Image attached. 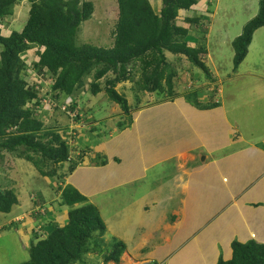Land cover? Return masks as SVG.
Listing matches in <instances>:
<instances>
[{"label": "crops", "instance_id": "crops-1", "mask_svg": "<svg viewBox=\"0 0 264 264\" xmlns=\"http://www.w3.org/2000/svg\"><path fill=\"white\" fill-rule=\"evenodd\" d=\"M218 11L219 7H216L213 17ZM194 14L199 16L197 10L192 11L191 15ZM208 30L204 39L207 51L204 60L211 77L217 82L224 79L223 83H234L227 95L222 88L224 100L221 96L219 106L200 109L187 102L183 93L165 99L160 98L157 92H145L148 104L138 114L133 112L131 126L120 131L105 130L106 137H103L101 132L98 133L100 127L93 124L89 136L81 133L75 139L78 146L75 150L90 147L92 151L87 152L72 172L66 173L63 181L75 186L99 208L107 225L104 236H114L126 243L119 264L127 262L126 256L130 263L135 259H149L162 264H217L220 257L225 260L232 258L234 240L264 243V137L258 143L256 136L251 138L252 134L246 133L250 130L249 119L261 122L262 127L259 128L264 129V39L260 48L253 50L258 32L238 69L232 72L226 69L221 73L220 66L214 64L209 67L207 62L210 57V26ZM189 43L193 47L202 44L196 39ZM171 56L174 57L173 54ZM250 60L254 66L251 71L246 69ZM210 61L214 63V60ZM206 77L209 82V77ZM180 80L183 79L180 77ZM190 80L194 81L193 88L198 89L193 73ZM242 102L249 103L247 108H243ZM121 121H117L116 125ZM82 137L84 142L80 141ZM96 139H100L98 143ZM99 155L108 159L106 164L98 163ZM19 160L16 159V162ZM48 178L51 184L54 183L53 178L57 180V176ZM170 181L174 184H169ZM128 185L149 189L146 197H150V201L159 197V202L141 208L144 205L142 200L141 205L137 204L138 200H128L127 211H114L117 218L120 216L131 228L122 236L119 235V222L110 226L112 214L105 216L103 209L107 208L100 205L110 203L108 209L112 210L114 203H123L126 199L122 197L121 201H116V198ZM48 187L45 185L43 191L34 195V203H49V216L63 224L67 221L68 211L61 209L66 206L61 204V192L52 186L56 195L46 202L44 191ZM110 193H113L112 200L103 203L105 200L100 198ZM18 199L21 206L19 196ZM137 208L147 211L148 215L158 214V223L149 221L143 231H139L140 219L135 214ZM30 213L12 209L5 214H11L15 217L13 220L25 224L30 237L34 233L31 227L39 220L33 219ZM142 252H145L144 256L133 258L130 255L137 253L136 256H139Z\"/></svg>", "mask_w": 264, "mask_h": 264}, {"label": "trees", "instance_id": "trees-1", "mask_svg": "<svg viewBox=\"0 0 264 264\" xmlns=\"http://www.w3.org/2000/svg\"><path fill=\"white\" fill-rule=\"evenodd\" d=\"M20 1L0 0V23H5ZM25 1L29 3V17L23 29H13L8 35H3L0 29V157L4 158L7 152L24 158L43 176L59 175L57 169L46 170L48 163L60 167L69 163L68 173L72 172L92 149L73 150L65 135L68 127L57 132L41 117L43 113L37 114L43 97L26 77L30 67L22 56L27 50L36 48L33 67L53 78L51 90L57 101L75 94L84 85L85 77L91 76V93L105 92L128 118L118 123L121 128L131 126L133 120L126 94L117 89L119 84L129 81L138 93L157 92L165 99L178 95L175 90L178 72L168 60L167 52L176 60L186 58L211 78L203 60L207 54L204 45L207 29L202 28L205 17L194 14L185 18L195 28L179 24L178 19L181 11L194 12L199 0H161L162 6L157 10L150 0H117L119 11L112 31V46L79 42L83 23L93 16V1ZM261 27H264V1L260 2L259 13L233 42L234 71L246 58L253 35ZM194 37H200L202 44L189 45ZM196 91V88L183 91L187 102L200 109L219 106L218 102L202 103ZM76 103L77 100L68 110L78 111L75 121L79 122L82 108H77ZM90 110L85 108L82 117ZM98 158L99 164L107 163V158L101 155ZM7 184H0L2 213H10L19 201L16 189ZM61 194V204L70 208L66 223L54 221L49 212L38 217L44 231L35 234L36 241H31L29 249L30 259L21 264H87L85 257L95 252H100L106 262L120 263L126 243L120 239L112 243L104 241L107 225L99 208L72 184H66ZM232 250L230 260L220 257L217 264H264V243L234 240Z\"/></svg>", "mask_w": 264, "mask_h": 264}, {"label": "rangeland", "instance_id": "rangeland-1", "mask_svg": "<svg viewBox=\"0 0 264 264\" xmlns=\"http://www.w3.org/2000/svg\"><path fill=\"white\" fill-rule=\"evenodd\" d=\"M83 1V0H81ZM86 1H93L95 5L93 16L85 21L81 27V30L79 32V42H88L97 46H112L113 43V37H112V31L115 26V23L118 18V2L117 0H86ZM153 7L157 10L160 9L161 0H150ZM264 0H199V3L196 8L197 13L199 16H204L206 18V22H203L205 25L202 27L203 29H209L210 26V35H209V41H210V57L208 56L207 62H209V67H213L214 64L220 66L221 73H224V71L232 72L234 70V57H235V49L233 47L234 40L240 36L243 31L245 25L254 18L258 13L260 9V2ZM160 5V7H159ZM29 3L25 0H21L17 5H15V8L13 10V13L10 16H7L5 19V23H0V29L2 31L3 35H8L11 30L16 29L18 31H21L29 17ZM216 7H219V11L215 17H213L212 13ZM191 16V12L181 11L179 14V24H183L187 27L195 28L196 25H191L188 22L185 21V18ZM210 22V24H208ZM202 28H199L201 30ZM201 32V31H200ZM209 32V30H208ZM259 32V35L255 38L256 34ZM207 33L205 34L206 37ZM199 36V34L197 35ZM208 37V36H207ZM197 41H201L200 37L195 38ZM226 39V40H225ZM264 39V28L259 29L257 32L254 33L253 39L255 41V45L253 47V50L256 48H260V43ZM222 40H225V42L222 44ZM193 41V38H192ZM191 45V43H189ZM197 45V44H196ZM233 47V48H232ZM249 50V49H248ZM35 48L28 51L27 55L24 54L23 58L27 62L28 65H30V69L28 70V73H30V76H37L38 71H34L32 62L35 58ZM248 55V53H247ZM168 60H170L172 63V66L174 69L179 73V76H177L175 79V83L178 85L176 88V91L178 94L183 93V91H187L188 89H193V82L190 80L191 73H193V78L197 80V94L200 97L202 103L210 104L213 102L220 103L224 94V91H222V88L225 89L226 95L227 92H229V89L234 85L233 82L228 84L227 81L223 83V80L221 82H217L216 80L213 81L212 77H209V82H207L206 72H204L201 68L197 66H193L188 60L181 59V60H175L174 57L171 56L170 53L166 54ZM211 60H214V63H212ZM206 63V62H205ZM256 63V61H255ZM264 63V60H263ZM246 69L248 70H254V66L252 64V61L250 60L246 64ZM264 73V72H263ZM182 74V75H181ZM180 77L183 80H180ZM38 78L45 81L46 83H49L50 80L46 78L44 74H39ZM34 78L31 79V81L37 82L39 79ZM92 82V77L87 76L84 79V85L79 87L77 91H75V94H72L71 96H64L63 99L56 100L53 102L50 98L48 102H53L57 104V107L55 110L50 111L48 110H40L38 108L37 114L40 116L42 113V118H46L47 125H50V127L56 128L57 132H62L66 130V128L70 125L71 119H72V131H73V138L70 142L71 147L73 150H75V147H78L75 145V137L80 135L81 133H85V136H89L92 131L93 124L97 125V127H100V131L98 132L103 137L104 136L103 131H112L114 129L120 131L123 128L118 127L116 125L117 121L121 120H127L124 112L121 110L120 106L113 101H111L105 92H101L98 95H93L90 91V83ZM192 82V83H191ZM196 83V82H195ZM220 83V85H219ZM191 86V87H190ZM117 89L121 92L126 94L130 108H131V117L133 112H139L140 110L146 108L148 104V97H145L144 95L146 93L144 92H137L134 89V84L132 82L127 81L126 83H121L117 86ZM218 89H221V92L218 93ZM45 90H49V86L45 88ZM179 90V91H178ZM216 92L213 94V92ZM51 95L48 94L47 97H50ZM239 95H236L235 97H238ZM52 97V96H51ZM221 98V99H220ZM230 98V97H229ZM246 99V97H245ZM54 100V99H53ZM76 103V107L81 109L82 111L80 113L81 118L80 121H75V116L78 114L77 110L72 111L71 113L68 112V108L64 110V107H72L74 103ZM224 100V97H223ZM243 103V108H247V104L249 103ZM251 106V104H250ZM85 108H90L91 112L89 114H85V118L83 116V112ZM86 111V110H85ZM138 114V113H137ZM239 114V113H238ZM87 120L85 121V119ZM121 118V119H120ZM120 119V120H119ZM133 119V117H132ZM250 124V130L248 129L246 133L252 134V137L256 136V139L258 140V143H261V140L264 137V129L259 128L262 127L261 122H257L255 119H249ZM92 125V126H91ZM47 127V126H46ZM49 128V127H47ZM87 130V131H85ZM107 134V133H106ZM254 135V136H253ZM70 139V138H69ZM100 139H96V143L99 142ZM70 141V140H69ZM84 142V138L80 140ZM242 144V143H241ZM239 144V146L241 145ZM243 145V144H242ZM73 154V153H72ZM76 157V156H74ZM16 159H20L16 162ZM16 162V163H15ZM57 169V177L62 176L64 177V173H68L70 169V164L65 163L63 167L57 166L54 163H48L46 170H53ZM172 170V169H171ZM33 164H31L29 161H27L24 158H17L12 153L5 152V157H0V184H7L8 187L15 188L18 196L20 198V204L15 205L13 207L14 211L15 209L17 211H22L23 213L31 212L34 207L35 203L32 200V197L37 196L38 192H41L44 190L45 185L49 186L44 192H45V200L46 202H49L50 198L54 197L56 195V186L57 182L56 179H52L54 181L53 184H51L50 179L47 176H43L41 173L38 172ZM58 171H60L58 173ZM62 173V174H61ZM49 182V183H48ZM147 183L149 184V180H147ZM169 184H174L173 181H170ZM55 188H53V187ZM168 189V188H167ZM149 189H143V187H140L139 185H128L126 187L125 191H122L120 193V197L116 198V201H121L122 197L126 199L123 203H114V206L111 210V208L108 209L110 203H107L106 205H100V207H105L107 209H103V213L105 216L108 215L111 216L109 225L111 224L114 226L115 223L120 227L119 235L124 236L127 234V230L131 228L129 227V223L126 221H123L120 216L117 218V214L114 212L116 210L121 211H127L126 205L128 204V200L132 202L139 201V205H141V201H143V206L141 208H144L146 205H153V202H159V197L156 200L150 201V197H146ZM165 192L166 188L164 189ZM159 192H161L159 190ZM125 194L124 196L122 195ZM146 193V194H145ZM131 195V196H127ZM156 194V193H155ZM154 194V195H155ZM35 195V196H34ZM42 195V194H41ZM113 195V193L103 196L100 198V200H105L103 203H106V201H111L112 198H110ZM157 196V195H156ZM41 199V196L38 197ZM37 200V199H35ZM61 200V199H60ZM56 199V201H60ZM54 201L53 203H55ZM101 204L102 201H99ZM45 206H42L44 208L47 207V209L50 210V204L43 202ZM63 205V204H62ZM20 207V208H19ZM116 208V209H115ZM62 210L69 211L70 208L67 209V206H64L61 208ZM135 214L139 216V222L137 227L139 231H143L144 227L148 224V222H154L158 223L156 221V218L158 217V214L148 215L147 211H141L139 208L136 209ZM12 214V213H11ZM11 214H5L0 212V264H21L23 262H26L30 259V246L31 241H36L34 239L35 234H38L35 231V228L37 226V223H34V225L31 227V232H34L33 235H30L28 237V230L26 232V229L23 224L18 223V220H13L15 218L14 216H10ZM22 216V214H20ZM25 217V215L23 216ZM65 217V214L63 215V218ZM67 218V216L65 217ZM127 219L126 217H122ZM25 220V218H23ZM21 220V221H23ZM13 221V222H12ZM12 222V223H11ZM24 223V222H23ZM61 223V222H60ZM66 223L65 221L63 224ZM153 224V223H152ZM152 226V225H151ZM46 230H50L49 227H46ZM114 239H119L114 236H104V241L106 243H112ZM106 246V245H105ZM137 249V248H135ZM130 250H133L130 249ZM139 250V248H138ZM145 253V252H144ZM144 253L140 254L139 256H136L137 253L130 254L133 258L144 256ZM87 264H114L111 261L106 262L103 255L100 252L90 253L85 257ZM126 263L125 264H161L160 261H150L149 259H135L133 263L129 260V257L126 256ZM78 264V263H77ZM119 264V263H116Z\"/></svg>", "mask_w": 264, "mask_h": 264}, {"label": "clouds", "instance_id": "clouds-1", "mask_svg": "<svg viewBox=\"0 0 264 264\" xmlns=\"http://www.w3.org/2000/svg\"><path fill=\"white\" fill-rule=\"evenodd\" d=\"M35 48V47H34ZM31 49H33V48H31ZM31 49H29V50H27V52H26V55H27V53H28V51H30ZM35 51H36V48H35ZM35 51H34V53H35ZM207 55V54H206ZM205 55V56H206ZM204 56V57H205ZM23 57V56H22ZM35 57H36V54H35ZM35 59V58H34ZM203 60H204V58H203ZM205 61V60H204ZM27 63V62H26ZM32 65H33V62H32ZM29 67H30V65H29ZM34 68V67H33ZM30 69V68H29ZM28 69V70H29ZM34 71H36L35 69H34ZM38 71V70H37ZM39 73H38V75L39 74H44L45 76H46V78H48L49 80H50V82L49 83H46L45 84V81L44 80H41V79H39L38 78V75L37 76H30V73H28V71H26V73H27V75H26V77H28V79H29V81H30V84L37 90V91H40V92H42L41 94H42V99H40L41 100V106L40 107H38L40 110H48L49 111V113H50V111H51V109L52 110H55V108L57 107V104L54 106L53 104V102H55V99L53 98V94H52V90H51V86H52V83H53V78L52 77H50L49 76V74L47 73V72H45V71H38ZM34 78H38L39 80L37 81V82H35L34 80L33 81H31V79H34ZM47 86H49V90L47 91V90H45V88L47 87ZM191 87V86H190ZM48 94H50L51 96L50 97H47L48 96ZM151 94V93H150ZM150 94H148L149 96H151ZM50 98H51V100L53 101H51V102H48V100H50ZM54 99V100H53ZM48 108V109H47ZM72 127V119H71V123H70V125L68 126V129H67V131L65 132L66 134V138L68 139V135H67V132L69 131V129ZM73 138V137H72ZM76 138V137H75ZM69 144H70V141L68 140L67 141ZM71 156H72V154H71ZM80 164V163H79ZM57 181V186H56V190H58L59 192H61L62 193V188L66 185V183L63 181V178L61 177L59 180L57 179L56 180ZM60 195H62V194H60ZM32 200H33V202H34V197H32ZM38 205H40L41 207L42 206H45L44 205V203L43 202H36L35 203V207H34V209L36 208V206H38ZM44 208V207H43ZM33 209V210H34ZM45 210H46V213L47 212H49V209H47V207L45 208ZM32 212V211H31ZM31 216V215H30ZM32 218L34 219V218H37V219H39L38 220V222H37V224L38 223H40V218H38V217H36V216H32ZM152 264V263H151ZM162 264V263H161Z\"/></svg>", "mask_w": 264, "mask_h": 264}, {"label": "built area", "instance_id": "built-area-1", "mask_svg": "<svg viewBox=\"0 0 264 264\" xmlns=\"http://www.w3.org/2000/svg\"><path fill=\"white\" fill-rule=\"evenodd\" d=\"M220 89H218L219 91ZM54 106L56 105L55 103L53 104ZM68 107H64V110L67 109ZM68 112L71 113V116H72V111L71 110H68ZM73 131H72V127L69 129V131L67 132V135L69 136L68 137V140H72V137H73ZM70 138V139H69ZM46 214V210L45 208L41 207L40 205L36 206V208L34 210H32V212L30 213L31 216H36V217H40L41 215H45ZM43 227H44V224L43 223H38L36 228H35V231L41 235L42 232L44 231L43 230Z\"/></svg>", "mask_w": 264, "mask_h": 264}]
</instances>
